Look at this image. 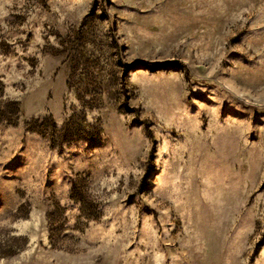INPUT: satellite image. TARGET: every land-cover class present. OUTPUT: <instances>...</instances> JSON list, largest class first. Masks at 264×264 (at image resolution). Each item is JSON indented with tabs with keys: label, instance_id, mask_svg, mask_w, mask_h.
<instances>
[{
	"label": "rangeland",
	"instance_id": "rangeland-1",
	"mask_svg": "<svg viewBox=\"0 0 264 264\" xmlns=\"http://www.w3.org/2000/svg\"><path fill=\"white\" fill-rule=\"evenodd\" d=\"M0 264H264V0H0Z\"/></svg>",
	"mask_w": 264,
	"mask_h": 264
}]
</instances>
